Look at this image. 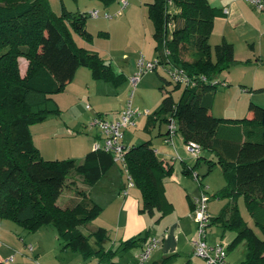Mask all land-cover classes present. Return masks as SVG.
Listing matches in <instances>:
<instances>
[{
  "label": "trees",
  "instance_id": "1",
  "mask_svg": "<svg viewBox=\"0 0 264 264\" xmlns=\"http://www.w3.org/2000/svg\"><path fill=\"white\" fill-rule=\"evenodd\" d=\"M147 5L161 66L175 65L192 80L189 84L174 81L173 89L183 85L175 100L173 89L166 87L171 81L160 76L162 97L148 117L162 116L165 121L172 117L175 134L183 143H198L195 160L203 158L208 167L220 166L226 184L215 194L243 196L253 221L264 233V107L250 101L249 115L237 119L219 118L210 111V91L218 82L217 74L235 61L231 42L222 39L213 48L209 44L213 21L225 11L208 0H152ZM87 17L85 12L62 10L57 14L48 0H0V218H10L26 231L51 225L61 248L78 252L84 259L95 257L114 264L116 252L140 249L151 233L147 227L120 242L117 249L104 245L108 234L103 227L87 233L79 230L102 209L87 187L114 162L111 153L97 149L80 161L46 159L30 129L60 114L52 94L64 88L79 66H87L97 79L114 84L124 80L107 60L73 39V32L90 39L85 30ZM20 58L26 60L23 73ZM253 90L264 92V86ZM125 147L126 171L141 193L139 211L157 222L171 205L163 179L171 175L173 164L159 158L149 140ZM195 167L196 163L183 171L194 178ZM212 224L234 231L227 251L246 243L239 264H264V237L243 220L235 204L228 213L222 210L209 215L206 226ZM0 264L14 263L1 259Z\"/></svg>",
  "mask_w": 264,
  "mask_h": 264
},
{
  "label": "rangeland",
  "instance_id": "2",
  "mask_svg": "<svg viewBox=\"0 0 264 264\" xmlns=\"http://www.w3.org/2000/svg\"><path fill=\"white\" fill-rule=\"evenodd\" d=\"M151 1L152 0H127V5L121 15L112 16L110 18H105L103 16L87 17L86 26L93 35V41L92 43H90V45L93 46L91 49L99 51L100 54L105 58V60L111 63V66L116 71L122 70L124 69V67H128L127 63L123 61V55L135 59L136 64L137 57L144 52L142 42L146 45H149L152 42L153 26L147 16V4ZM48 2L52 11L57 14H59L62 10L70 11L71 13H87L92 9H98L99 11L107 10L109 12H114L119 6V0H115L109 6L104 5L102 0H48ZM128 11H130L131 14L130 19L127 22H124L123 24H117L119 23L120 19L124 18L126 12ZM98 30H104L109 32V37L98 36ZM224 30L226 31V36L234 41L237 53H240V55L243 54L244 51L250 49L249 44H252L254 42L253 39H250L253 36L252 32L249 33L248 37H244L243 27L232 28L230 26L229 28V26L226 25V27L222 29L217 20L215 22V28L214 30H212L211 35L209 36V44L211 48H213L216 42L219 41ZM74 35L79 45L88 46L87 44L89 43H85L84 40L79 38V36L75 32ZM144 36H147V39H145ZM254 43L255 47H257L256 41ZM248 56L249 59L247 62L234 61L230 64L227 69L222 70L217 74L216 79L218 80V82L216 86L213 87L210 91V111L214 116L224 119H237L245 116L247 117L248 104L250 101L264 107V92L259 90H253L250 85L255 82H264V61H261L259 58L257 59V54L253 52H249ZM131 63L133 64V62ZM131 63L129 64V67H131ZM19 64L20 71L21 73H23L26 67V60L20 58ZM135 69L136 68H134V71ZM160 76H164L166 79L171 81V83H168L166 87L168 89H173L175 82L168 75L165 68L161 65H158L156 69L143 73L139 81L137 82L135 88H133L131 85L129 79L130 76L126 78L124 84L121 85L119 88H114L108 83L97 81V84L94 87V100L99 105H102L104 107L125 106L126 103L130 100L131 105L135 108H138L140 112H143L146 109L152 110L156 106V104H158L160 95L163 92L161 91L162 89H160V86L164 80ZM141 78L144 79L141 80ZM224 79L225 81H223ZM182 87L183 85H181L180 88L172 90V94L175 100L179 98ZM86 104L91 103L90 101H85L82 104L80 110L78 111L81 112L82 109V111L86 112V114L91 113V110L86 107ZM107 116L111 115L109 114ZM70 117H73L71 111H65L61 115V119L65 121H68ZM91 118L92 116L88 119L82 118L85 124L82 129H80L79 127H76L77 129H73L75 127L71 125V131L75 130L73 134L70 132H56L53 134L51 133V138L48 137L46 138V140L48 141L43 142L39 141L43 138L42 133L39 131L40 134L38 135V132L35 129L36 127L33 126L32 132H34V138L36 142L39 141V153H42L45 156H52L54 155V151H57L59 152V154H61V156L67 157H51V159L74 158L76 161H80L82 158L81 153L85 152V150L83 151L84 147L82 146L88 145V137H90L89 130L93 129L94 131L99 133L97 127L88 126V123ZM143 124L144 120L140 118L134 128L128 129L129 131H132V135L139 137V141L136 144L147 142V138L151 139L153 142L154 139L158 137L156 136V132L158 130L157 126L154 127L152 134L147 135L145 133H142ZM165 125H167V123L162 120L161 127L163 128ZM129 131L126 134V138H128V136L130 135ZM58 137H63V139H59ZM55 138L58 139L56 140ZM72 138L74 139L72 140ZM75 143H77V146H75ZM168 146L170 148V154L174 157L173 161L172 158L170 160L172 163L174 162V168L179 169L180 157L175 153L171 144H168ZM182 154L183 156H185L184 160L189 165L196 163V167L194 170L197 173V176L199 177L200 181L202 182L201 184L198 182V179L190 178L188 176L189 181H191L192 184L195 186L193 196H199L201 194V185L206 186V195L208 197V200L206 201L207 213L210 216H215L219 214L222 210H225V212L228 213L231 205L235 204L243 220L248 225L253 227V229L258 235L264 237V233H262L259 226L256 225L253 221L249 207L246 204L243 196L215 194L222 186L226 184V179L222 173L220 166L218 164H213L208 167L206 161L203 158H199L198 161H196L195 156L191 155L185 149L184 143L182 148ZM113 169H116L117 175H121L124 181H127V174L121 167L120 163L113 162ZM107 184L108 182H106L105 180H100L95 185ZM166 219L167 217L165 216L159 222H155L154 218H152L149 227L150 233L155 236H159L160 234H158L157 232L165 226V224L167 223ZM88 225V223L85 225H80L79 230L83 233H87V227H89ZM44 228L54 229L51 225L44 226ZM29 233H33V231H26L16 221L10 218H0V247L3 246L1 247V254H7L5 255V258L12 259L14 255V260L12 261L14 264H106L104 262H97L94 257L85 261L82 259L80 260L79 258V260L75 261V258L79 257L75 256L79 255L78 252H74L69 248H67L66 252H64V250L61 248V245L56 247V253L51 252L52 250L48 249L51 253L48 252V254H46L42 259H38L32 255L30 256V252V254L24 255L27 258L23 259L21 258V251H24L25 248L28 247V244L31 242L29 240H32V236H30L31 234L28 236V238H24L25 235H28ZM234 234L235 233L232 230H223L221 226L212 224L206 228L205 238L208 243L220 241L226 244L225 242L229 241L234 236ZM46 239H49V236ZM46 239L44 241H46ZM2 244H7V247ZM159 244L160 242L158 243V245ZM54 245L55 243H52L47 246L48 248H53ZM246 247V243L242 241L236 247L228 250V259L231 260L229 262L231 264H238V262L244 257L246 253ZM137 250H139V248H129L123 251L121 256L116 253L113 256V261H126V259L129 258L133 260V257L131 255ZM155 251L156 250L154 249V252ZM198 259H200V261L202 262V258L198 257Z\"/></svg>",
  "mask_w": 264,
  "mask_h": 264
},
{
  "label": "crops",
  "instance_id": "3",
  "mask_svg": "<svg viewBox=\"0 0 264 264\" xmlns=\"http://www.w3.org/2000/svg\"><path fill=\"white\" fill-rule=\"evenodd\" d=\"M114 1L115 0H108V4H105L104 1L103 3L104 5L109 6ZM208 1L211 5L220 7L225 11V15L215 17L211 32L215 28V22L218 20V23L222 27V29L226 27V25H228L229 28L230 26L232 28L243 27L244 37L246 36L248 37L249 33L252 32L253 36L250 39H253L254 42L256 41L257 43V47H255V43L252 41L253 43L249 44L250 49L244 51L243 54L240 55V53H237V49L235 48L234 41L226 36L225 33L226 31L224 30L218 42L224 39L233 44L235 61L247 62L249 59L248 56L249 52H253L257 54V59L259 58L261 61H264V11L261 12L255 11L254 8L245 0H208ZM130 16H131L130 11L126 12L124 18L120 19L119 23L117 24H123L124 22H127L130 19ZM150 21L153 26V22L151 19ZM85 30L87 33L90 34L91 36L90 39H86L80 36L79 34L77 33L76 34L79 36V38L83 39L85 43L86 42L89 43L87 44L88 46H83V47L92 50L91 48L93 46H91L90 43H92L93 41V35L88 30L86 23H85ZM72 35L76 44L79 45L74 35V32L72 33ZM97 35L100 37H109V32L104 30H98ZM144 38L147 39V36H144ZM142 47L144 49V52L141 53L146 59H152L156 56L153 31H152V42L149 45H146L145 43L142 42ZM92 51H95L100 56H102L99 51L94 49ZM123 57H124L123 61L127 63L128 67H124V69L119 71L113 69L111 63L107 61L109 62L110 66L116 73H120L123 75L124 80L121 83L114 84L110 80L94 78L91 75V72L87 66H79L73 78L64 86V88L52 94L61 112L57 116H50L45 120L36 123L35 125H31V133H33L32 138L37 147H40L38 144L39 141L42 142L48 141L46 140V138L48 137L51 138L50 137L51 133L53 134L56 132L58 133L70 132L73 134L75 130L71 131L72 130L71 125L75 127L73 129H77L78 127L82 129L83 126H85L82 118L88 119L89 117L91 116L93 117L98 114H103L105 117L109 119L118 118L119 113L124 106L104 107L102 105H99L94 100L95 97L94 87L97 84L96 83L97 81L108 83L114 88H119L121 85L124 84L126 78L129 77L134 71L135 59L125 55H123ZM131 62H133V64ZM130 63H131V67H129ZM142 79L144 78H141V80ZM250 85L251 88L255 89L264 86V82H259V83L255 82ZM161 97L162 94L160 95L158 104H156V106L153 105L155 107L152 110H148L147 114L139 115L135 119V125L126 128L123 135V143L125 145L127 146L135 145L139 141V137L132 135L131 133L132 131H129L128 129L134 128L137 125V121L140 120L141 118L144 120L142 133L150 135L152 134L154 127L156 126L158 127V130L156 132V136L158 137H156V139H154L153 142L151 139L147 138V140H149L150 145L153 147L156 155L159 158L165 160H170L172 158L173 161L174 157L170 154L171 152L168 146V144H171L175 153L180 157L179 169L174 168L175 166L173 162L172 163L173 171L171 175L163 179L164 194L166 196V199L171 204L166 214L162 217V218H164L165 216L167 217L166 219L167 223L157 232L158 234H160L159 235L160 244L154 248L156 251L155 252L154 250L152 251L149 260H147L144 264H206L203 259L201 260L204 263H202L200 259H198V257L193 255L192 253L191 239L196 235V222L194 221L191 215V211L193 207L192 200L193 197H196L193 196V193L195 191V186L188 179V176L190 178L192 177L190 176V174H186L183 171V168L185 167L190 168L193 164L189 165L184 160L185 156H183L182 154L183 139L181 138L180 135L174 134L171 136V141L167 140L169 137L167 132V125H165L163 128L161 127L162 116L156 119L153 117L152 118L148 117V114H151V112H153L154 109L159 105ZM85 101H90L91 103V104H86V107L89 110H91V113L89 114L83 112L82 109L81 112L78 111L80 110L82 104ZM65 111H71L73 116L70 117L68 121L61 119V115ZM109 114L111 116H107ZM247 115H249V112H247ZM163 121L167 123V121L165 120ZM33 126L36 127L35 129L38 132V135L40 134V132L42 133L43 138L38 142H36L34 138V132H32ZM89 131H90V137H88V145L82 146L84 147L83 151L85 150V152L81 153L82 158L85 156L87 152L91 150L92 143L98 139V133L96 131H94L93 129H90ZM128 131L130 135L128 136V138H126V134ZM58 138L63 139V137L61 138L58 137ZM58 138L55 139L57 140ZM73 139L74 138H72V140ZM75 146H77V143H75ZM41 156L46 159H51V157L53 158L67 157V156H61V154H59V152L57 151H54V155L52 156L51 155L45 156L42 153ZM100 180H105L106 182H108V184L95 185ZM125 183L126 181H124L121 175H117L116 169H113V163H112L107 167L105 172L99 177V179L96 182H94L91 186L87 187V191L90 194L93 201H95L97 204H99L102 207L99 214L94 219L88 222L89 227L87 228L88 230H93L97 227H103L108 234V239H106L104 244L106 247L110 246V247H116L118 249L119 248L118 245L120 242L130 237H133L138 233L143 232L147 227L149 228L150 222L153 218V217H149L146 213L139 211V205L141 201V193L139 188L136 187L135 185H131L126 189V192H124ZM162 218H160L159 221ZM43 228L44 226L33 231V233H29L28 235H25L24 238L26 239L31 234L30 236H32L31 237L32 240H29L31 242L28 244V247L25 248L24 251H21V258L23 259L27 258L24 255H28L31 253L30 256L32 255L38 259H42L46 254H48V252L56 253V247L60 245L56 231L52 228L50 229H45V228L43 229ZM48 236L49 239H46L48 238ZM45 239L46 241H44ZM229 241H226L225 243L228 244ZM217 242L220 241H214L213 243H209V244H214ZM52 243H55L53 248H48L47 245ZM2 245L7 247V244L6 245L2 244ZM29 246H31L32 248L31 250L29 249ZM1 247H0V260L5 258L6 257L5 255H7L4 253L1 254ZM48 249L52 251L50 252V250ZM62 249L64 250V252H66L67 250V248H62ZM123 251L125 250H120L116 253H118L121 256ZM78 254L79 255H75V256H79L75 258V261L79 260V258L80 260L82 259L84 261L88 260V259H84L80 253ZM134 254L135 253L131 255L133 257V260L129 258L126 259V261L125 260L120 262L116 261L114 262V264H132L134 263ZM13 260H14V255L12 261ZM227 260L231 261L230 259H228V251H227ZM97 262H102V261L97 260Z\"/></svg>",
  "mask_w": 264,
  "mask_h": 264
},
{
  "label": "built area",
  "instance_id": "4",
  "mask_svg": "<svg viewBox=\"0 0 264 264\" xmlns=\"http://www.w3.org/2000/svg\"><path fill=\"white\" fill-rule=\"evenodd\" d=\"M248 2L255 10L264 11V0H245ZM127 5V0H119V6L114 12H109L107 10L99 11L98 9H92L87 12L88 16L98 17L103 16L105 18H110L112 16L121 15L124 8ZM163 54H168L166 49H163ZM158 65H161L158 57L152 59H146L142 54H140L136 59L135 71L130 75L129 79L133 88H135L137 82L139 81L141 75L146 71H151L155 69ZM171 79L177 83L189 84L192 83L191 78L179 67L175 65H169L164 67ZM146 109L140 112L138 108L131 105L129 100L126 105L121 109L118 118L109 119L103 114L95 115L91 118L88 123L89 127L98 128V139L95 140L91 145V150L103 149L111 153L113 161L120 163L121 167L127 174V181L125 183V190L133 185L131 177L126 171L125 164V144L123 143V135L126 128L135 125V119L141 114H147ZM175 123L172 117L167 120V132L168 141H171V136L175 134ZM185 149L193 156L198 155L200 147L198 143L193 141H188L184 143ZM194 178L197 179V173H193ZM201 194L199 196L193 197V207L191 215L196 222V235L191 239L192 253L205 260L209 264H231L227 260V250L226 244L222 242H217L214 244H209L206 241L205 233L207 228V221L209 214L206 211V201L208 197L206 195V186L201 185ZM160 242V237L151 235L149 239L144 243V245L135 252L134 263L132 264H144L150 257L153 249ZM31 250V246H29ZM4 261L12 260V258H3Z\"/></svg>",
  "mask_w": 264,
  "mask_h": 264
}]
</instances>
